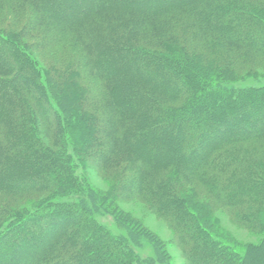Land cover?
<instances>
[{
  "label": "trees",
  "instance_id": "1",
  "mask_svg": "<svg viewBox=\"0 0 264 264\" xmlns=\"http://www.w3.org/2000/svg\"><path fill=\"white\" fill-rule=\"evenodd\" d=\"M263 2L0 0V20L10 15V25L21 26L18 35L0 28V264L169 259L163 241L115 205L117 197L138 199L165 220L189 264H251L250 245L239 255L214 239L216 227L189 201L208 192L255 231L264 212V152L239 147L264 145V85L224 82L242 79L245 61L264 65ZM25 30L37 48H49L47 59ZM84 77L102 80L101 89L80 83ZM62 114L87 165L79 176L58 148ZM79 128L84 136L91 130L84 141ZM187 129L197 134L190 150ZM116 145L131 153L129 162L115 157ZM89 169L102 170L109 192L93 187ZM190 179L201 190L185 186ZM34 193L44 197L32 202ZM99 214L125 233H112ZM139 237L155 256L135 252ZM251 249L264 252V242Z\"/></svg>",
  "mask_w": 264,
  "mask_h": 264
},
{
  "label": "rangeland",
  "instance_id": "2",
  "mask_svg": "<svg viewBox=\"0 0 264 264\" xmlns=\"http://www.w3.org/2000/svg\"><path fill=\"white\" fill-rule=\"evenodd\" d=\"M264 1V0H263ZM68 3V2H65ZM264 3V2H263ZM19 15V12L16 10L15 13V18L17 19V16ZM9 21L7 22H3L4 20H0V28L4 29H10L11 31H13L14 33H19V28L21 26H11L10 23L12 22L11 20L13 19V17H11L10 15L8 16ZM26 33H28V36L26 37L27 40L31 43V47L32 50L34 51H38L39 54L44 55V57L47 59L49 57V53L48 52V47H39L37 48L36 42H38V39L35 36H32L30 33V30H25ZM15 34V35H16ZM22 34V33H21ZM18 35V34H17ZM21 36V35H20ZM30 36V38H29ZM21 37L24 38V36L22 35ZM25 38V39H26ZM33 43V44H32ZM75 43L77 44V41H75ZM43 48V49H42ZM59 58H56V60ZM61 60V59H60ZM248 62L250 61H245L244 64H248V68L247 71L249 70L248 73L244 72L245 68H243V74L246 73L242 79H237V80H229V77H225L224 78V82L231 85L233 84V86L237 89L240 88H252L255 89L258 86H262L264 85V65H251ZM237 63H241V61H238ZM252 68V69H250ZM42 76V75H41ZM46 76V73H45ZM41 83L47 84L46 80L44 79V77H41L40 79ZM80 83L84 84V83H94L96 85V89H101L103 83L102 80L100 79H96V80H92L89 79L86 80V77H84V79L80 78ZM89 83V84H90ZM53 102H55L53 100ZM178 104V102H174L173 105ZM102 100L99 102V104H97L96 110H100V108H102ZM227 108H229L227 106ZM65 119V115L62 114V121L63 124L65 123L64 121ZM67 124H64V135L70 133L69 128L66 126ZM79 128V133L77 135L78 139L81 140H85L86 137H88L91 133L90 132L87 134V136H84V132L83 129ZM200 129L198 128V131ZM95 134H99V132L94 131ZM186 136L184 138V142L187 143L189 142L191 145L189 146V148H185L183 146V144H181V148H183L184 152L185 150H190L193 147L194 142L197 140V134L193 131H191V129H187L186 131H184ZM75 133V132H74ZM81 135V136H80ZM83 135V136H82ZM71 139H69L66 135V138L63 140L62 144L60 145V151H65V152H69V154L71 155V159L73 160V162L75 163L74 166V170L76 175H81L84 172H87V165L86 164H82L81 161H79L78 156H80V153L77 151L73 150V145H71L70 142ZM185 145V144H184ZM240 148H246L249 151H258V153H262L264 152V145L262 144H258L254 141H248V142H244L239 144ZM186 150V151H187ZM114 154L115 157H119L121 156V158H125L128 160L131 159V153L128 151H125L122 147H120V145H116L114 148ZM114 160V158H112L109 161H105L107 163H112V161ZM131 164V161H130ZM129 163H127L126 168L125 169H129ZM231 167V166H230ZM150 174V173H149ZM88 176H89V181L91 182V184L93 185V187H95L99 192H109L111 190V186L108 185L106 179L103 177L102 174V170H90L88 172ZM191 180V179H190ZM187 180L185 183V186H191L193 188L199 189L201 190V187H199V185H197V183L193 182L192 180ZM262 181V180H261ZM263 184V183H262ZM197 190V191H199ZM14 193V192H11ZM10 193V194H11ZM199 194V198H197L201 203H198L197 201L194 202L193 200H190V204H192L193 206H191V208L194 210H197L199 213H202V218L204 221H209V223L213 226L216 227V230L214 228V230L212 231V236L214 237V239L217 238H221V240H223V242L225 244H229V246H231L232 248H234L239 255L242 254V252L244 251V249L249 246V250H250V261L251 264H264V252L261 251H253L251 249L253 247H257L260 246L263 242H264V212H261L262 215L259 216L258 219V224H257V230L255 231L253 229V224L249 223L251 222L250 219H246V218H242L239 216H235V211L231 209V207H227V206H223L220 203L214 201L211 198V195L207 194L208 192H198ZM18 196V195H15ZM201 196V197H200ZM5 199H7V195H4ZM12 197V196H10ZM44 197L43 194L39 193V194H32L30 196V200L35 199L36 201H32V202H38L39 200H41ZM71 199V197L69 198H61L60 201H69ZM115 200V205H117L118 207H120L122 210H124L125 212L129 213V215H131L132 218H135L139 221V224L142 225L143 227H147L151 232L154 233V235H156L158 238H160L163 243L165 244V250L167 255H169V259H167L166 261H155L153 260V264H189L187 256L185 255L184 251L179 247V245L177 244V239H176V235L175 232L172 230V228L165 222V220L159 218L157 215H155L142 201L138 200V199H134V198H126L124 200L117 198H113ZM89 204V203H88ZM199 207H198V206ZM206 205V206H204ZM194 210V211H195ZM214 217V221H211V217ZM98 221H100L103 225H105L112 233L114 234H124V230L122 229V227L120 226L119 223H116L112 217L108 216V215H98L97 216ZM212 230V229H211ZM218 231V232H217ZM221 233V234H219ZM139 242L140 245H137L136 243L132 242L133 244H131L132 248L135 250L136 253H138V255L143 256V257H153V255L155 256V248L153 247V245L148 242L147 240L144 239V237H139Z\"/></svg>",
  "mask_w": 264,
  "mask_h": 264
}]
</instances>
